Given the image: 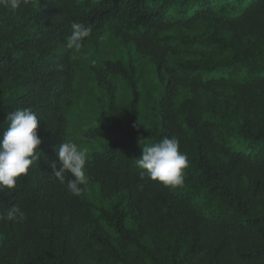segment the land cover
<instances>
[{
  "label": "trees",
  "instance_id": "obj_1",
  "mask_svg": "<svg viewBox=\"0 0 264 264\" xmlns=\"http://www.w3.org/2000/svg\"><path fill=\"white\" fill-rule=\"evenodd\" d=\"M0 7V133L9 112L40 118L42 153L14 189L0 192V264H264V0H30ZM8 12H11L8 14ZM217 30L187 33L206 20ZM86 46L115 32L148 61L161 90L152 124L141 119L138 62L103 58L101 79L121 77L95 123L71 129L68 95L80 59L66 48L71 24ZM180 89L190 96L178 103ZM175 137L184 182L164 187L135 163L143 143ZM63 140L88 148L86 172L107 205L67 191L54 176ZM66 177L70 178L68 174Z\"/></svg>",
  "mask_w": 264,
  "mask_h": 264
},
{
  "label": "clouds",
  "instance_id": "obj_2",
  "mask_svg": "<svg viewBox=\"0 0 264 264\" xmlns=\"http://www.w3.org/2000/svg\"><path fill=\"white\" fill-rule=\"evenodd\" d=\"M30 0H0V7L15 12L21 5H28ZM91 35V29L73 22L71 34L67 37L66 48L75 53L81 51L83 42ZM6 127L0 133V192L14 189L17 179L27 175L30 166L40 158L38 146L42 143L37 133L40 118L28 108L9 112ZM142 154L136 159V165L142 170L141 179L147 177L164 187L176 188L184 182V170L188 159L181 152L179 141L173 136L164 137L156 143H143ZM59 165L51 163L54 176L67 191L79 196L89 183L86 172L88 148L70 140L63 142L56 149ZM66 174L70 178L66 177ZM26 219L21 208L14 206L6 213H0V221L23 222Z\"/></svg>",
  "mask_w": 264,
  "mask_h": 264
},
{
  "label": "rangeland",
  "instance_id": "obj_3",
  "mask_svg": "<svg viewBox=\"0 0 264 264\" xmlns=\"http://www.w3.org/2000/svg\"><path fill=\"white\" fill-rule=\"evenodd\" d=\"M24 8L22 4L15 11L12 18L20 20V16L26 12ZM10 13L8 12V14ZM216 30V24L210 19L192 28L185 29V32L205 38ZM76 56L80 59V63L77 65L78 76L66 101V104H69L71 129L76 132L84 131L88 126L95 123L101 111L108 108L112 98L118 103H123L127 102L130 97L121 77L112 78L110 82L101 79L103 71L99 65L103 58L118 59L127 63L131 59L137 60L139 68L144 70L139 80V89L143 98L147 99L140 109V116L148 125L152 124L151 117L154 115V103L150 102V99H154L155 96L159 95L161 85L149 73L148 61L140 58L131 44L115 32L106 31L101 38H95L86 46H82L81 51L76 53ZM189 96L190 94L186 90L180 89L177 102L182 103ZM85 193L89 201L97 205H107V201L100 195L97 184L89 182Z\"/></svg>",
  "mask_w": 264,
  "mask_h": 264
}]
</instances>
